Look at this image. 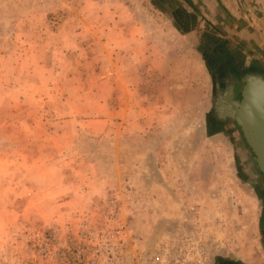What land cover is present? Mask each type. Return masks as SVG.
Returning <instances> with one entry per match:
<instances>
[{
	"label": "rangeland",
	"instance_id": "rangeland-1",
	"mask_svg": "<svg viewBox=\"0 0 264 264\" xmlns=\"http://www.w3.org/2000/svg\"><path fill=\"white\" fill-rule=\"evenodd\" d=\"M169 8L0 0V264H76L107 212L133 254L190 234L212 264H264V177L215 114L239 54Z\"/></svg>",
	"mask_w": 264,
	"mask_h": 264
},
{
	"label": "crops",
	"instance_id": "crops-1",
	"mask_svg": "<svg viewBox=\"0 0 264 264\" xmlns=\"http://www.w3.org/2000/svg\"><path fill=\"white\" fill-rule=\"evenodd\" d=\"M169 3L172 8H169L167 17L176 30L186 29L189 33L196 30L211 31L215 40L230 46L231 56L239 54L241 62L238 64H241L225 68L223 77L227 79L226 85L235 82L241 91L242 83L239 84V81H242L247 71L259 69L264 73V67L254 64L244 70L243 66L264 61L260 58V55H264V0H169ZM156 11L165 13L161 9ZM228 118L224 116V119ZM240 220L243 219L239 218L238 222Z\"/></svg>",
	"mask_w": 264,
	"mask_h": 264
},
{
	"label": "built area",
	"instance_id": "built-area-1",
	"mask_svg": "<svg viewBox=\"0 0 264 264\" xmlns=\"http://www.w3.org/2000/svg\"><path fill=\"white\" fill-rule=\"evenodd\" d=\"M99 219L80 228L74 248L76 264H212L190 234L183 235L182 244L133 254L127 250L124 226L116 227V214L107 212Z\"/></svg>",
	"mask_w": 264,
	"mask_h": 264
},
{
	"label": "water",
	"instance_id": "water-1",
	"mask_svg": "<svg viewBox=\"0 0 264 264\" xmlns=\"http://www.w3.org/2000/svg\"><path fill=\"white\" fill-rule=\"evenodd\" d=\"M264 91V73L251 69L242 77L240 97L231 93H219L215 104V114L224 119L225 114L233 119L245 137L255 162L264 177V117L258 116L256 105L264 103V96L257 92ZM261 106H264L262 104Z\"/></svg>",
	"mask_w": 264,
	"mask_h": 264
},
{
	"label": "flooded vegetation",
	"instance_id": "flooded-vegetation-1",
	"mask_svg": "<svg viewBox=\"0 0 264 264\" xmlns=\"http://www.w3.org/2000/svg\"><path fill=\"white\" fill-rule=\"evenodd\" d=\"M220 76L222 77V75L220 74ZM227 79H225L224 77L221 78V81H220V89L223 88L222 90V93H231V91L233 90L234 91V94H235V99H237L240 95V86L239 85H236L235 82L233 84H229V85H226V82ZM242 83V81H239V84ZM227 115L225 114V117ZM224 120H228V121H233L232 119L228 118V119H224Z\"/></svg>",
	"mask_w": 264,
	"mask_h": 264
},
{
	"label": "bare ground",
	"instance_id": "bare-ground-1",
	"mask_svg": "<svg viewBox=\"0 0 264 264\" xmlns=\"http://www.w3.org/2000/svg\"><path fill=\"white\" fill-rule=\"evenodd\" d=\"M257 94L258 95H263L264 96V91H262V92H257ZM262 104H264V103H262ZM261 104V105H262ZM261 105H256V109H257V114H258V116H262V117H264V106H261ZM263 134H264V132H262Z\"/></svg>",
	"mask_w": 264,
	"mask_h": 264
},
{
	"label": "trees",
	"instance_id": "trees-1",
	"mask_svg": "<svg viewBox=\"0 0 264 264\" xmlns=\"http://www.w3.org/2000/svg\"><path fill=\"white\" fill-rule=\"evenodd\" d=\"M233 120V119H232Z\"/></svg>",
	"mask_w": 264,
	"mask_h": 264
}]
</instances>
